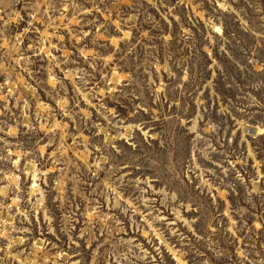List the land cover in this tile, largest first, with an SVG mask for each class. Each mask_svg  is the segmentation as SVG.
Here are the masks:
<instances>
[{
    "label": "rangeland",
    "instance_id": "1",
    "mask_svg": "<svg viewBox=\"0 0 264 264\" xmlns=\"http://www.w3.org/2000/svg\"><path fill=\"white\" fill-rule=\"evenodd\" d=\"M0 264H264V0H0Z\"/></svg>",
    "mask_w": 264,
    "mask_h": 264
},
{
    "label": "bare ground",
    "instance_id": "2",
    "mask_svg": "<svg viewBox=\"0 0 264 264\" xmlns=\"http://www.w3.org/2000/svg\"><path fill=\"white\" fill-rule=\"evenodd\" d=\"M260 132V131H259Z\"/></svg>",
    "mask_w": 264,
    "mask_h": 264
}]
</instances>
